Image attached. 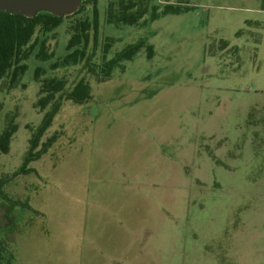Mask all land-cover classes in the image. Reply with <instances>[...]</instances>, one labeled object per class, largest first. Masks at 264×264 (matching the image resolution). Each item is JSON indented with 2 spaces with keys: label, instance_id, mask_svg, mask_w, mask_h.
<instances>
[{
  "label": "rangeland",
  "instance_id": "374dc122",
  "mask_svg": "<svg viewBox=\"0 0 264 264\" xmlns=\"http://www.w3.org/2000/svg\"><path fill=\"white\" fill-rule=\"evenodd\" d=\"M89 61L63 67L67 43L93 5L38 44L14 89L0 81V178L23 165L44 111L46 81L63 80L61 107L31 171L3 187L0 239L12 264H264V0H146L135 26L108 24ZM128 1V0H124ZM183 11L150 22L152 7ZM144 43L131 61H114ZM224 43L227 45L224 46ZM152 46L153 57L147 58ZM108 67L110 69L108 70ZM38 70L37 76L36 71ZM83 80L92 99H66Z\"/></svg>",
  "mask_w": 264,
  "mask_h": 264
},
{
  "label": "trees",
  "instance_id": "16d2710c",
  "mask_svg": "<svg viewBox=\"0 0 264 264\" xmlns=\"http://www.w3.org/2000/svg\"><path fill=\"white\" fill-rule=\"evenodd\" d=\"M97 0H86L82 7L75 14L68 16H76L80 14L86 5H93L92 18L85 19L73 26V35L67 43V51L74 49L68 53L61 62L63 67L76 65L82 61H89L90 56L87 55V49L90 43V32H92L94 40H96L99 31V11L97 8ZM150 22H153L166 15H177L182 13L180 9L172 6H166L163 11L158 12L154 6L151 8ZM149 6L146 0H119L117 2H110L106 9V19L108 24H122L126 26H135L140 20L144 19L149 14ZM64 17H55L49 13L41 12L34 18H26L21 14L0 13V81L4 77H8L7 88L14 89L21 80L22 76L27 70V65L24 63L32 55L34 48L39 44L40 49L36 54L37 59L47 61L53 56L47 54L44 41L38 38H33L37 28H40L42 33H49L58 28L62 24ZM227 44L224 43V46ZM144 48V43L127 46L117 58L111 63L119 61H131L140 49ZM153 48L147 47V58L152 59ZM110 67H108V70ZM38 70L36 71L37 76ZM65 89V82L63 80L46 81L41 90L47 93V96L40 98L37 101L36 107L44 111L50 106L49 110L43 115L40 125L32 132L29 140V148L24 157L23 165L11 176H4L0 178V200L7 202L9 206L14 207L18 205L12 202L3 192L4 185L13 178L27 174L31 171L28 165L38 160L47 149L55 142L56 136H52L46 142H40L46 131L52 125L54 117L61 107L60 98H55L57 94H61ZM66 99L71 100L75 104L82 105L92 99L91 87L83 80L79 81L73 87L72 91L66 94ZM2 104H0V110ZM17 131V125L14 122L13 116H7L6 126L0 133V154H7L10 150V142L13 135ZM7 247L0 239V264H12L11 256L7 258Z\"/></svg>",
  "mask_w": 264,
  "mask_h": 264
},
{
  "label": "water",
  "instance_id": "95a60500",
  "mask_svg": "<svg viewBox=\"0 0 264 264\" xmlns=\"http://www.w3.org/2000/svg\"><path fill=\"white\" fill-rule=\"evenodd\" d=\"M86 0H0V13L21 14L34 18L41 12L55 17H68L82 7Z\"/></svg>",
  "mask_w": 264,
  "mask_h": 264
}]
</instances>
